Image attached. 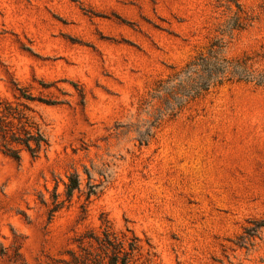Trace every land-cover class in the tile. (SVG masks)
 I'll use <instances>...</instances> for the list:
<instances>
[{"label":"rangeland","instance_id":"374dc122","mask_svg":"<svg viewBox=\"0 0 264 264\" xmlns=\"http://www.w3.org/2000/svg\"><path fill=\"white\" fill-rule=\"evenodd\" d=\"M0 106L49 140L0 150V264H68L102 213L149 264H264V0H0Z\"/></svg>","mask_w":264,"mask_h":264},{"label":"trees","instance_id":"16d2710c","mask_svg":"<svg viewBox=\"0 0 264 264\" xmlns=\"http://www.w3.org/2000/svg\"><path fill=\"white\" fill-rule=\"evenodd\" d=\"M207 65V60L205 61ZM204 84L192 86L199 92L212 83V74L203 72ZM205 85V86H203ZM31 100L36 98L31 96ZM43 101V100H40ZM49 145V140L40 124L20 107L0 106V150L20 160L23 152L38 157ZM67 183L66 195L70 199L80 186L78 174H73ZM62 207L61 203L50 209L51 215ZM100 231L88 229L77 236L78 249H69L72 260L68 264H149L151 248L145 249L142 238L128 225L117 230L106 213L100 216ZM264 226L261 220L258 227ZM148 243L150 244L149 240ZM151 245V244H150Z\"/></svg>","mask_w":264,"mask_h":264}]
</instances>
